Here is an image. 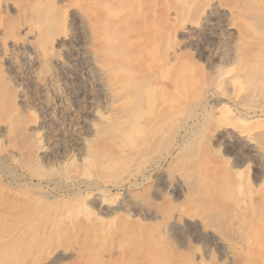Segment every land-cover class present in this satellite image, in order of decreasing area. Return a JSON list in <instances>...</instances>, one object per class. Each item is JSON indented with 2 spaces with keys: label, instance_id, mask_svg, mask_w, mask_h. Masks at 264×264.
I'll list each match as a JSON object with an SVG mask.
<instances>
[{
  "label": "rangeland",
  "instance_id": "obj_1",
  "mask_svg": "<svg viewBox=\"0 0 264 264\" xmlns=\"http://www.w3.org/2000/svg\"><path fill=\"white\" fill-rule=\"evenodd\" d=\"M105 1L114 8L128 7L113 30L118 41L112 47L102 43L92 24L109 21L101 7ZM134 1L0 0V264L253 263L246 242L251 223L235 203L231 164L243 168L248 159L251 186L264 191V132L257 148L245 143L224 118L214 114L217 101L212 100L190 128L181 151L176 150L142 186L112 190L108 201L101 203L90 193L78 191L71 180L69 186L58 180L65 178L67 153L75 152L79 159V154L88 152L89 141L91 148H107L110 153L103 161L97 159V178L107 184L123 171L127 147L139 142L129 132L130 112L145 113L151 119L149 129L160 124L163 130L156 145L171 150L182 137L175 131V122L194 113L217 71L228 72L224 90L232 95L230 77L253 74L258 55L264 56V10L251 7L254 0ZM139 6L144 7L139 10ZM133 34L141 42L132 49L123 38ZM257 37L262 40L256 41ZM153 41L156 45L148 46ZM152 50L168 80L179 72V80L193 83L175 111L154 108L153 83L161 78L157 62L148 54ZM114 62L134 71L133 79L121 84L118 72H101L102 65ZM64 64L72 69L65 70ZM164 84L167 93L172 85ZM121 91L132 96L138 110L122 98ZM94 110L109 114L112 122H99ZM93 123L98 132L92 131ZM36 131L42 133L40 142H36ZM82 137L88 143L75 146ZM142 165L141 160L134 163ZM175 174L188 184L187 189L171 194L165 184L176 180ZM14 178L28 182L15 186ZM49 179L53 182L47 184ZM53 186H63V193H55ZM78 201L88 202L91 221L73 213L68 216L67 211L61 215ZM106 223H111L110 230L104 234Z\"/></svg>",
  "mask_w": 264,
  "mask_h": 264
},
{
  "label": "bare ground",
  "instance_id": "obj_2",
  "mask_svg": "<svg viewBox=\"0 0 264 264\" xmlns=\"http://www.w3.org/2000/svg\"><path fill=\"white\" fill-rule=\"evenodd\" d=\"M119 1L120 0H116V2H119ZM137 1L136 2L134 1V2L137 3ZM124 3H126V2H123L122 5H124ZM129 5H133V3L129 4ZM101 7H102V9L104 11H106L105 13L108 15L107 19H109V21L105 20V21L101 22L99 26L96 25L94 22H92V21L91 22H92L94 27L98 28L102 43L104 45H106L107 47H112L118 41L117 36L115 35L113 30L116 28L115 26L117 25V23L121 19V15L124 14L125 9H127L128 7L125 8L126 6L124 5L123 8H114V7L110 6L109 3H107L106 1L101 5ZM143 7L140 8V6H139V10L142 9ZM251 7H255L256 9L264 10V0H254V3H252ZM137 8H138V6H137ZM134 9L138 10V9H136V7ZM86 10H88V9L86 8ZM233 10H234V12H236V10L232 8L231 11H233ZM143 11H144V9H143ZM92 12H93V8H91L88 11V16L90 17V20H91ZM248 12H249V10H248ZM138 13L140 15L141 12H138ZM170 13H171V11H170ZM172 13L174 15H176L177 12L174 11ZM125 14H126V12H125ZM243 16H245V15H243ZM245 18H247V17L245 16ZM245 21H246V19H245ZM138 22H139V20H138ZM139 24H140V22L138 23V25ZM152 24H153L152 25L153 29L155 28L154 31L152 32V40H153L157 36L156 35L157 32H156V23L153 22ZM259 29H260V27H259ZM248 30H250V29H248ZM257 30H258V28H257ZM251 34H253V33H251ZM133 35H135V34H133ZM258 38L259 37H257L256 41L259 42V40H262V39H258ZM123 39L128 44V46L131 47L132 49L135 48L136 46L139 47V45H140L139 43L141 42V37L138 36V35H135L134 37L133 36L132 37H127V38L124 37ZM262 41H264V40H262ZM54 42H52V43L54 44ZM148 42H150V41H148ZM257 44H261V42L257 43ZM151 45L155 46L156 44H154V41H153V42L149 43L148 46H151ZM146 46H143V48L146 47ZM101 49H102V47L100 48V50ZM149 52H148V54L150 55V59L151 60L154 59L157 62V65H158L157 68L159 70V72H157V73H159V77L161 78V80L158 83H153V85L155 84L153 90L155 92L154 93L155 94L154 101H155V106H156L154 108H156V109L165 108V110L168 111V112L175 111V110H177L176 108L178 107V106H176V103H178L182 98L186 97V91H189V89L192 88L191 85L193 83L190 84V85L189 84L186 85L183 80H179L178 79L179 78V72H178L177 76H174L171 80H168L167 79L168 77L166 76V74L164 72L165 69L163 70V67H162L163 65L161 64V60L157 56L156 51H155V53H154V51L151 52V53H149ZM148 54H147V56H148ZM73 55H75V54L73 53ZM172 55H173V53H172ZM174 56H175V54H174ZM258 57L260 59L256 58V57H253V59L256 58L255 60L259 59L256 62H254L256 65H254L252 67V68H254L253 70H255V71H253V74L252 73L251 74L248 73L249 75L246 74L245 77L235 74L234 76H232L233 78L230 77L231 78V80H230L231 86L233 88L232 95L226 94V92L224 90V82H225V77H226L225 74H227L228 72L217 71L218 73H216L217 75L214 78V82L212 83L213 84L212 87L210 89H208V93L207 94H206V91H205L206 98L203 99V100L201 99L202 101H200L199 104H197V108L194 111V113L191 114L188 117H184L183 116L184 117L183 119H179L177 122H175V128H176L175 131L178 134H180V135L182 134L181 135L182 137H181L180 141L176 142L172 146L171 150L165 149V148L160 149L156 145L157 144V140L156 139H157V137H159V134L163 130L162 129L163 127H159L160 124L158 125V123L152 122V123H155V127L149 129L150 124H151L150 123L151 119L143 112H134V113H132V112H130L132 110H130L129 112L131 114H129V113L128 114H129V116L131 118L132 124L130 122L131 126L129 125V127H130L129 132H130V134L132 135L133 138L136 136L135 139L136 138L139 139L138 140L139 142H135L134 141V144L130 143V145H129V143L127 141H125L126 139L124 140L125 144L129 145V147H127L129 149V151L127 152L128 153L127 156H132V157H127L126 156L123 159L122 163L125 165V169L123 171L122 170L118 171V175L116 177H114L113 180L110 183H107V184H105L104 181L101 178H97L95 176V173H96V170H97V167H96L97 159L100 157V160L103 161V160H105V158L109 157L108 154H110V153H108V151L106 150L107 148H104V150H106V152H104V150H101V148H100V150L91 148L90 147V143L91 142L88 139V141H89V144L87 145V148H89L88 152L87 153L85 152L86 154H84V153L81 154V155L79 154V156H80L79 159H77V157H76L77 154H75V152L74 153L73 152L67 153L68 158H67V161H65V164L63 165L64 172H65V178L58 179L59 182L61 184L63 183L65 185L69 186V180H71L73 182L72 186L75 185L76 189L78 191L90 193L94 197L100 199L101 203L105 202V201H108V198H109L108 196H110L109 193H111L112 190H116L117 191V190H123L125 188H127V189H135V187H138L141 184L143 185V183H146V181L149 180L151 173H153L159 166H161L169 158L174 156V152H176V150H178L179 152L181 151L183 145L185 144L186 141H188L189 136L191 134L190 133V128L194 124L197 123V121L199 120V116L200 115L202 116V114L207 112V108H208L210 102H213V101L214 102L217 101V103L214 106L215 108L213 109L214 110V114H216L218 117H220L222 119L224 118V123L227 125V127H229V129L232 130V132L234 134H236L237 137H239L240 139L244 140L245 143L247 142V143L251 144L252 146H254L255 148H257L256 146H257V144L259 142L258 141V137H259V135L261 133L264 132V56L260 57L258 55ZM73 59H75V57H73ZM75 63L76 62H73V65ZM152 63H150V64H152ZM64 65H65V68H66L65 70H67V68H71V66L68 65V64H64ZM128 68L129 67H125L123 65H120V64H117V63L114 62L111 65H107V66L106 65H102L100 70H101L102 73H106V72L109 73L110 71H113L116 74V72H118L120 74V77L117 80H119V82L122 84V83L129 82L134 77V71L128 70ZM252 68H251V70H252ZM246 69H249V68H246ZM73 70H74V68H73ZM69 75H70V73H69ZM170 82H171L172 87L166 93L165 92L166 88H165V84L164 83L168 84ZM153 85H152V87H153ZM121 92H123V93H121V95L123 96L122 98H124V100H126V102H128V104H130L134 109L135 108L137 109L139 104L135 103V101L132 100V96H130V94H127L126 91L125 92L121 91ZM151 92L153 93V91H151ZM148 107H149V105H148ZM193 108L194 107H192V109ZM139 110H141V109H139ZM93 114H95L97 116V118L100 120L99 122L104 123L105 125L106 124H110L112 122V120H113V117L111 119L109 114L105 115L104 113L97 112V110H94ZM207 119H208V117H207ZM126 121H130V120H126ZM148 123H150L149 127L147 126ZM95 126H96V124L93 125L92 131L96 130ZM98 130L99 129H97L96 131L98 132ZM36 132H37L35 134L36 142H40V140L42 139V133L40 131L39 132L36 131ZM123 135H125V134H123ZM130 139H132V138H130ZM88 141H87V139L85 137H82V138L78 139L77 141H75L74 145L77 146L78 144L80 145L81 143L82 144L88 143ZM128 141H130V140H128ZM214 145H215V143H214ZM119 151L124 153L123 149H119ZM112 155L115 156V154H113V153H112ZM125 155H123V157ZM8 156H11V155H8ZM14 159H12V161H11L12 163L14 162ZM138 160H141L142 163H143V165L141 167L140 166H134V163H136ZM229 160H230V158H226L227 162H229ZM247 160L243 163V166H244L243 168L238 167L239 166L238 164L237 165H235L234 163L231 164V169H232L231 171L233 172L232 173L233 174L232 175V177H233V188L237 192L236 194L238 195V196L236 195L235 203H236V205L238 207H240L246 213V219L249 220L250 223H251V230L248 227L249 230H250L249 233L251 234V236L249 237V239H247L248 241H246L247 245H250L251 250H252V254H253V260L254 261H253V263L251 262V264H264V191L260 190L262 187H259L257 189H253L252 188L253 186H251V181H250V177H249L250 168H252V167H251V164ZM240 164H242V163H240ZM50 178H52V177H50ZM54 180L57 181V179H54ZM47 181L45 180V182H47V184L48 183H52L53 179H49ZM11 182L15 186H24V184L27 183L28 180L26 181V180H23V179L19 180L18 178L17 179L14 178V179H11ZM40 183H42L41 180H40ZM187 184H188L187 180L182 178L181 175L177 176L176 180L167 181L166 182V184H165V187H166V190H167L166 192L171 193V192L177 191L178 189H181L183 191V189H187L186 188ZM14 185H12V186L15 187ZM47 187H49V186H47ZM62 188H63V186H62ZM62 188H61V186L60 187L53 186V188H51V189L55 193L60 194V192L63 193ZM181 190H179L177 192H181ZM40 191H41V188H40ZM43 192L45 193V191H43ZM37 194L39 195V193H37ZM47 194H49V193H47ZM49 195H51V194H49ZM255 195H257L258 197L255 196ZM72 196H73V194H72ZM47 198H48V196H47ZM78 202H80V204L76 203L77 205H74L75 204L74 203V204L71 205L72 207L71 206H67V208L64 209V211H63V213H61V215L64 216L65 212L67 211L66 213H67L68 216H69V214L73 213L72 216H83V217L86 218L87 221H91L90 217H88L89 216L88 213L91 211V208L88 205H86L88 202L86 204L81 203V201H78ZM116 208H118V207H116ZM123 208H126V207H123ZM135 210H136V208H135ZM137 210H139V208ZM68 211H72V212H68ZM130 211H132V210H130V208H129L127 212H130ZM139 216H140V214H139ZM65 217H67V216L65 215ZM255 221L257 222L256 226H254V222ZM110 224L111 223H106V224L103 225L102 232L104 234L108 233V231L110 230V226H109ZM173 235H175V234H173ZM261 235H263V236L261 237Z\"/></svg>",
  "mask_w": 264,
  "mask_h": 264
}]
</instances>
